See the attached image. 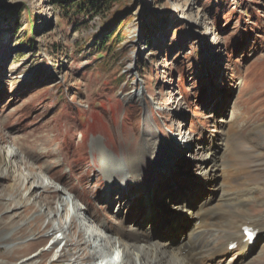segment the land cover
<instances>
[{"label": "rangeland", "instance_id": "rangeland-1", "mask_svg": "<svg viewBox=\"0 0 264 264\" xmlns=\"http://www.w3.org/2000/svg\"><path fill=\"white\" fill-rule=\"evenodd\" d=\"M52 2L0 0V151L17 150L15 170L44 175L84 205L89 221L124 239L128 227L144 228L133 222L145 217L148 195L134 185H107L94 140L117 158L164 143L184 153L169 170L155 171L156 202L190 208L224 195L214 191L220 186L211 176L198 178L197 162L187 158L189 145L200 142L221 159L232 149L238 183L263 197L264 0H118L99 15H69ZM118 12L123 37L105 57L96 44ZM144 25L155 31L149 44ZM101 59L109 60L106 69ZM12 175L0 176V264H94L89 256L100 249L91 247L74 215L67 246L55 257L59 244L51 238L59 234L52 233L57 222L50 210L62 194L49 188L24 197L26 188ZM257 211L255 203L244 210ZM169 212L150 231L155 241L173 245L190 219L185 211L176 219ZM170 215L181 225H169ZM253 232L251 247L262 236ZM80 238H89L90 247ZM246 260L264 264V244Z\"/></svg>", "mask_w": 264, "mask_h": 264}, {"label": "bare ground", "instance_id": "bare-ground-1", "mask_svg": "<svg viewBox=\"0 0 264 264\" xmlns=\"http://www.w3.org/2000/svg\"><path fill=\"white\" fill-rule=\"evenodd\" d=\"M218 115L224 116L222 111ZM221 124L222 122L219 120L215 124L214 136L217 134L218 143L221 136ZM233 139L235 142H241V140L239 141L241 138L237 136L232 137ZM184 141L188 142L187 138ZM93 144L95 150L98 151L97 161L101 172L104 177L108 178L107 185L114 182L117 190L134 185L140 190L142 189L146 196L148 195L145 204V217L138 216L133 222V225L137 226V223L141 221L140 224H143L144 228L139 231L128 227L127 234H125L126 239L118 232L113 233L103 223L91 221V224L83 206H78L68 193L63 192L57 184L51 182L44 175L39 177L38 174H31L27 169L15 170V166H21L17 162L19 153L16 149L4 146L0 151V176L14 174L20 181L22 189L26 188L24 197L32 194L35 190L46 191L49 188L55 189L54 193L62 194L58 193L60 197L56 198V208L50 210L57 222V227L52 229V233L59 234V238L53 236L51 238L53 239L52 244H59L55 257L60 258L62 251L67 246L71 224H73L72 219L75 216L76 224V220L81 222L78 224V230L82 226L84 229L87 227V237L90 238L87 239L91 240L93 244L91 247L100 249L99 253L89 256L88 261L94 260V264H249L246 258L255 248L264 244V238H262L264 236V195L262 197L257 192H251L252 186L244 188L242 185L240 186L232 165V149L229 150L225 159H221L219 155L214 154V150L209 152V148L202 142L189 145L190 156L187 158H193L197 162V164L192 162L195 164L193 168H195L196 176L203 180L211 176V182L217 187L220 186L214 191H223L224 195L209 203L198 199L192 203L190 208L186 206L181 208L179 203L169 204L164 199L156 202L152 194L155 188L153 178L155 171L158 168L169 170L168 165H171L177 156L181 158L184 153L174 151L170 149L172 147L169 144L164 143L160 146L153 145L150 152L140 151L136 158L131 156L117 158L102 147L99 148L97 141L94 140ZM240 148L239 145L236 150L238 151ZM235 155L238 153L235 152ZM113 195H117L116 191H113ZM252 203L258 205V211L251 214L244 212L245 209L250 208ZM155 207L163 208V211L161 212ZM169 211L174 212L172 214L175 216L174 219H176L177 213H183V211L190 219V226L178 236L173 245L169 244L168 239L164 242L155 241L152 231H150L155 227L157 221L165 219L164 217L170 213ZM172 216L170 215V220ZM172 220L169 221V225L173 228L181 225V222L174 223ZM245 229L261 232L262 236L254 242L252 247L246 244L248 237L244 232ZM81 230L83 231V229ZM87 239L80 238L78 243L85 244L88 248L90 246ZM35 255L33 254L26 260L36 257ZM220 255L225 257L222 262L217 261Z\"/></svg>", "mask_w": 264, "mask_h": 264}, {"label": "trees", "instance_id": "trees-1", "mask_svg": "<svg viewBox=\"0 0 264 264\" xmlns=\"http://www.w3.org/2000/svg\"><path fill=\"white\" fill-rule=\"evenodd\" d=\"M53 4L57 9L62 12H67L69 15L80 14V13H92L100 14V9L105 7L109 3H118V0H52ZM116 1V2H115ZM120 13H114L111 16L110 22L106 25L103 31V36L98 40L96 46L100 55L106 57L114 48V45L118 44L122 40V33H120L121 19H119ZM149 33H155L154 30L147 28L145 25L142 26V38L148 43ZM149 44V43H148ZM103 60L98 66H102L103 69L108 67L107 63L109 60Z\"/></svg>", "mask_w": 264, "mask_h": 264}]
</instances>
